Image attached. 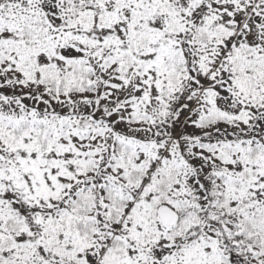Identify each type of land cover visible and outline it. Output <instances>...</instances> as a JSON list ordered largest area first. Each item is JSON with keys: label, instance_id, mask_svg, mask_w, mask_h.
Instances as JSON below:
<instances>
[{"label": "snow or ice", "instance_id": "snow-or-ice-1", "mask_svg": "<svg viewBox=\"0 0 264 264\" xmlns=\"http://www.w3.org/2000/svg\"><path fill=\"white\" fill-rule=\"evenodd\" d=\"M0 264H264V0H0Z\"/></svg>", "mask_w": 264, "mask_h": 264}]
</instances>
